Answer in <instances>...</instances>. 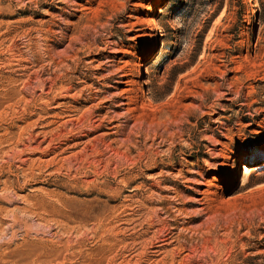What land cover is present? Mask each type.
Listing matches in <instances>:
<instances>
[{"label": "rangeland", "instance_id": "rangeland-1", "mask_svg": "<svg viewBox=\"0 0 264 264\" xmlns=\"http://www.w3.org/2000/svg\"><path fill=\"white\" fill-rule=\"evenodd\" d=\"M0 264H264V0H0Z\"/></svg>", "mask_w": 264, "mask_h": 264}, {"label": "bare ground", "instance_id": "bare-ground-1", "mask_svg": "<svg viewBox=\"0 0 264 264\" xmlns=\"http://www.w3.org/2000/svg\"><path fill=\"white\" fill-rule=\"evenodd\" d=\"M227 9H228V5L227 6H225V7H223L220 11H219V13H218V15L216 16V19H215V21H214V24H216V23H218L219 21H220V19H222L227 13ZM230 9V8H229ZM155 24V23H154ZM212 24V23H211ZM214 26V25H213ZM212 27V26H211ZM217 29V28H216ZM212 30H214V28L212 27V29H211V31ZM208 31H210V30H208ZM216 31V30H215ZM212 32H214V31H212ZM212 35V34H211ZM208 40V39H207ZM207 42V41H206ZM205 43V42H204ZM191 50V49H190ZM190 53V52H189ZM189 56H190V54H189ZM188 56L186 55V57H185V59H184V61H187L188 60V58H187ZM183 61V62H184ZM190 61V60H189ZM186 64V63H185ZM184 68V67H183ZM181 69V68H180ZM183 84V83H182ZM186 84V83H185ZM181 85H180V83H179V81H176L175 83H174V85H173V89L171 90V92H170V94H169V97H168V101H166L165 99V104H169L170 103V101L172 100H174L173 98L176 96V93H177V91L182 87H180ZM188 86V85H187ZM183 88H185V86L183 87ZM187 88H189V87H187ZM183 90V89H182ZM168 95V94H167ZM178 95V94H177ZM163 100V101H164ZM157 103V102H156ZM161 103H163L162 101H161ZM174 103V102H173ZM173 103L171 102V105L173 106ZM160 105V104H159ZM170 105V106H171ZM171 106V107H172ZM163 107V106H162ZM169 107V106H168Z\"/></svg>", "mask_w": 264, "mask_h": 264}]
</instances>
